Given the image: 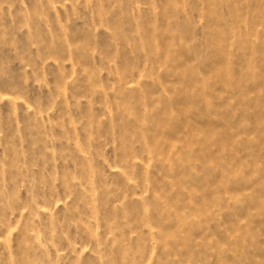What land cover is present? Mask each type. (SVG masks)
I'll return each mask as SVG.
<instances>
[{
    "label": "rangeland",
    "instance_id": "1",
    "mask_svg": "<svg viewBox=\"0 0 264 264\" xmlns=\"http://www.w3.org/2000/svg\"><path fill=\"white\" fill-rule=\"evenodd\" d=\"M0 264H264V0H0Z\"/></svg>",
    "mask_w": 264,
    "mask_h": 264
}]
</instances>
